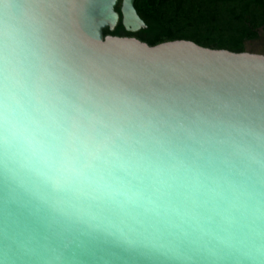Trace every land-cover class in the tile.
<instances>
[{
	"label": "water",
	"instance_id": "95a60500",
	"mask_svg": "<svg viewBox=\"0 0 264 264\" xmlns=\"http://www.w3.org/2000/svg\"><path fill=\"white\" fill-rule=\"evenodd\" d=\"M137 0H0V80L60 122L161 163L169 211L114 226L0 164V264H264V55L105 36Z\"/></svg>",
	"mask_w": 264,
	"mask_h": 264
},
{
	"label": "clouds",
	"instance_id": "9594fccd",
	"mask_svg": "<svg viewBox=\"0 0 264 264\" xmlns=\"http://www.w3.org/2000/svg\"><path fill=\"white\" fill-rule=\"evenodd\" d=\"M0 164L108 226L160 216L182 187L161 163L58 121L15 72L0 80ZM250 251L264 255V246Z\"/></svg>",
	"mask_w": 264,
	"mask_h": 264
},
{
	"label": "trees",
	"instance_id": "16d2710c",
	"mask_svg": "<svg viewBox=\"0 0 264 264\" xmlns=\"http://www.w3.org/2000/svg\"><path fill=\"white\" fill-rule=\"evenodd\" d=\"M135 8L147 30L129 34L120 22L115 32L104 35L136 38L151 47L185 40L244 53L264 31V0H137Z\"/></svg>",
	"mask_w": 264,
	"mask_h": 264
},
{
	"label": "rangeland",
	"instance_id": "374dc122",
	"mask_svg": "<svg viewBox=\"0 0 264 264\" xmlns=\"http://www.w3.org/2000/svg\"><path fill=\"white\" fill-rule=\"evenodd\" d=\"M246 52L257 54V55H264V31H260L259 39L248 42L246 44Z\"/></svg>",
	"mask_w": 264,
	"mask_h": 264
}]
</instances>
